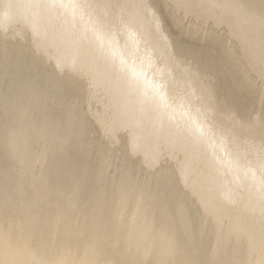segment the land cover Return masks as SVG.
<instances>
[{"label":"bare ground","instance_id":"obj_1","mask_svg":"<svg viewBox=\"0 0 264 264\" xmlns=\"http://www.w3.org/2000/svg\"><path fill=\"white\" fill-rule=\"evenodd\" d=\"M142 4L0 0V264H264L258 139L236 130L264 122V0ZM121 59L165 85L174 121ZM207 119L202 142L177 134ZM125 172L152 190L122 194Z\"/></svg>","mask_w":264,"mask_h":264},{"label":"snow or ice","instance_id":"obj_2","mask_svg":"<svg viewBox=\"0 0 264 264\" xmlns=\"http://www.w3.org/2000/svg\"><path fill=\"white\" fill-rule=\"evenodd\" d=\"M61 7H65V5H60ZM105 7V8H111L114 5L110 3H104L101 5H92V4H83V5H67V7L72 8H80V9H88L92 7ZM144 9H149L151 6H155V0H152V5L149 4H142L140 5ZM179 7H190V5L186 4H180ZM211 7H216L219 5L212 4ZM232 7L237 11H242V6L240 3H234ZM155 19V14H154ZM260 20L262 24H264V15H261ZM219 23V21H218ZM123 24V21L121 20H113L109 21L107 24L102 25V27H115L116 29H119ZM161 24L157 22V29L159 30L161 28ZM94 34V36L97 38V48L101 55L106 54V45L105 43L99 39L100 32L97 31L96 27H93L91 30ZM84 38L87 39V32H85ZM179 55L178 53H176ZM262 61H264V58H262ZM262 66H264V63H262ZM113 70L116 72H119L121 75H123L127 81L128 87L130 90L136 91L139 93L143 98L145 102H150L152 105L155 106V108L158 110L160 114V122L161 125H163L164 119H167L168 121H174L175 116L173 113L175 112V109L173 108L172 103H169L168 97L165 93V85L156 83L154 81H150L148 79V72L141 67L139 70L133 66L131 69H129L123 59H121L119 65H116L113 63ZM205 99L208 103V108L211 110L212 101H213V94L212 91L209 90L205 96ZM181 107H184V105H181ZM207 124L209 125L208 132H205L204 126L198 122V121H191L190 125L186 126L185 128L181 129L179 125H176L177 127V134H185L190 135L191 138L195 142H202L203 139L206 136L215 135L217 131V125L211 120L207 119ZM236 130L244 131L247 130L251 139L253 141H256L258 139V145H259V157L261 162V169H262V175H264V122H262L259 126V129L256 130L254 128V125L252 124H246L239 120H236ZM224 136L231 137L232 133L227 132L223 129H218ZM258 132V136H257ZM150 163L159 168L162 164V162H157L156 159H153L150 161ZM262 186H264V181H262ZM120 188L122 194L125 193L129 188L144 192V191H151L152 185L147 181H140L135 176L130 175L129 173L125 172L120 177ZM177 207L176 211L179 215H184V206L179 202V199L176 201ZM164 264V262H162Z\"/></svg>","mask_w":264,"mask_h":264}]
</instances>
